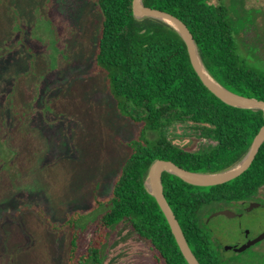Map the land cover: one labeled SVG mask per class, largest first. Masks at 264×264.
<instances>
[{
	"label": "rangeland",
	"instance_id": "obj_1",
	"mask_svg": "<svg viewBox=\"0 0 264 264\" xmlns=\"http://www.w3.org/2000/svg\"><path fill=\"white\" fill-rule=\"evenodd\" d=\"M222 1L235 21L240 52L264 73V0H212ZM100 29L93 0H0V112L12 117L9 148L18 145L15 161L0 170V222L7 219L0 227V264H70L71 236L78 246L71 264L93 234L113 248L116 233L93 212L111 197L133 147L157 134L117 109L107 73L97 65ZM10 95L8 110L3 102ZM17 95L34 102L32 115L22 109V120L13 113L21 111ZM187 132L179 125L167 135L194 149V134ZM260 203L237 218L210 219L217 207L204 211L227 264H264V240L242 253L224 250L264 233V199ZM225 206L236 213L243 208Z\"/></svg>",
	"mask_w": 264,
	"mask_h": 264
},
{
	"label": "trees",
	"instance_id": "obj_2",
	"mask_svg": "<svg viewBox=\"0 0 264 264\" xmlns=\"http://www.w3.org/2000/svg\"><path fill=\"white\" fill-rule=\"evenodd\" d=\"M93 2L101 14L97 65L107 73L117 109L145 124L144 131L157 134L154 140L145 139L144 146L133 147L111 197L97 202L93 213L100 212V222L108 229L120 223L132 225L167 264H189L157 199L146 188L150 166L165 160L193 173L227 171L247 155L264 126V111L234 107L213 94L196 73L179 32L157 19L136 18L133 0ZM143 4L187 26L205 68L225 89L264 100V73L251 67L240 52L235 21L223 1L143 0ZM179 125L206 142L193 152L175 144L167 132ZM162 183L199 263L227 264L206 226L204 211L225 205L243 207L256 199L264 186V143L250 168L230 182L203 187L164 172Z\"/></svg>",
	"mask_w": 264,
	"mask_h": 264
},
{
	"label": "water",
	"instance_id": "obj_3",
	"mask_svg": "<svg viewBox=\"0 0 264 264\" xmlns=\"http://www.w3.org/2000/svg\"><path fill=\"white\" fill-rule=\"evenodd\" d=\"M133 11H134L135 17L138 19H143V18L157 19V20H160L166 24L171 25L173 28H175L179 32V34L182 36V38L186 42V45L188 47V51L190 54L191 62L193 64V67H194L196 73L201 78V80L205 84V86H207V88L213 94H215L219 99H221L225 103L232 105L234 107L245 108V109L263 110L264 111V100H258L255 98H248V97L236 95V94L228 91L227 89H225L221 85L229 93V96H227V95L221 94L219 91H217L215 89V87H213L211 85V83L206 78L203 70L199 66V64H198V62L194 56V52L192 49V43H191V41H192L195 44L193 36H192L191 32L189 31V29L187 28V26L181 20H179L177 17H175V16H173L167 12L146 7L143 4V0H133ZM168 21L173 22V23L177 24L178 26H180L181 29L184 31V33H182L178 28H176L173 24H171ZM194 142L195 143L206 142V140L205 139H201V140L195 139ZM263 143H264V126L261 128L260 132L257 134L256 138L254 139L253 144L251 145V148L249 149L247 155L238 164H236L234 167H232L231 169H229L227 171L220 172V173H209V174L193 173V172L187 171V170L177 166L172 161H165V160H155L152 163V165L150 166V169H149L148 175H147V179H146V188L149 191V193L157 199V201H158V203H159V205H160V207H161V209H162V211H163V213H164V215H165V217H166V219H167V221L171 227L172 233L174 234L176 241H177L182 253L184 254L185 258L189 262V264H200V263H199L198 259L196 258V256L194 255V253L192 252L189 244L187 243V241L184 237V234H183V232H182V230L178 224V221L176 220L174 213H173L170 205L168 204V202L165 198L164 188H163V183H162V174L164 172L172 173V174L182 178L183 180H185L186 182H188L190 184L203 186V187H210V186H216V185L224 184V183L230 182V181L236 179L237 177L241 176L243 173H245L250 168V166L252 165L253 161L255 160V158H256L259 150H260V147L262 146ZM159 168L163 169V171L161 173H159ZM229 171H234V172L230 176H227L226 178H223L220 180H211V181L195 180V182H192L189 180L192 178L194 179V177L196 179V176H198V175H212L213 176V175L227 173ZM148 182H150V185L153 189L158 190L157 193H154L152 190H150V188L147 185ZM260 206H261V204H259L257 202H252L245 209V212H250V211H252V210H254ZM242 215L243 214H238V213L234 212L233 210L223 209V210H220V211L214 213L210 217V219L217 217V216H225L227 218H237V217H241ZM176 224L179 226V228L182 232L183 239L180 238V236L177 232V229L175 226ZM247 234H248V232H247ZM262 240H264V233H262L257 238L250 240L241 246H232V247L231 246H225L224 250L225 251L234 250L238 253H242V252L246 251L247 249H249L250 247L261 242Z\"/></svg>",
	"mask_w": 264,
	"mask_h": 264
},
{
	"label": "flooded vegetation",
	"instance_id": "obj_4",
	"mask_svg": "<svg viewBox=\"0 0 264 264\" xmlns=\"http://www.w3.org/2000/svg\"><path fill=\"white\" fill-rule=\"evenodd\" d=\"M14 100L15 103L18 104L21 109V111L17 110V112H13L16 115L15 118H17L18 120H22L24 118V116L22 117L21 113H22V109L24 110L25 107L27 108V112L30 115L33 114V110L31 108L34 105L33 101L30 100L25 101V98L23 100L18 95ZM9 101H11V95L6 96L5 101L3 102V106L5 105V107L8 110H11L13 107L11 104L9 105ZM11 102L13 103V101ZM1 111L5 112L4 108L2 110L1 107ZM2 114L3 113L0 112V125H1L0 126V157H2L0 160V163H2L0 165V170H2L3 167L5 168V166H7L8 163L11 164L15 161L16 150L18 148V145H15L14 148L12 149L9 148L12 145L9 142L11 134L9 135L8 128H10L9 125L13 124L10 121V118L12 117L10 116V114H8L6 117H3ZM21 127H23V125ZM18 131H20V126L18 128ZM17 133L19 134V132L16 131V134ZM192 139H193L192 141L194 142L195 139L201 140L202 138H198L194 135L192 136ZM203 143L205 142L197 143L194 149H189L186 147L183 148L193 152L197 150L200 147V145ZM261 191H264V186L260 188L259 193H261ZM263 199L264 197L257 196L255 200L250 201L248 203H243L242 212H238V214H243L245 209L252 202H257L263 205L262 203H260V200ZM5 222H7V219L3 218L2 222H0V227L4 226ZM122 224L125 223H120L118 225H115V227L111 229V231L116 233L114 236L113 248L107 249V245L105 244L106 241L100 240L98 238L99 235L93 234L92 238L88 240L87 246L85 248V252L80 257H78V261L76 262V264H167L165 257L156 249L155 245L148 238L141 235V233L138 230H136L132 225H129L130 227L128 229L121 228V230L118 231L117 229ZM94 236L95 238H93ZM76 238H77L76 236L70 237V242L68 247L69 253L67 252L68 254L66 258V261H68L70 264L72 261L75 260L74 254H76L75 250H77L78 247L76 243L77 242ZM106 249L108 252L106 258H104V253H106Z\"/></svg>",
	"mask_w": 264,
	"mask_h": 264
},
{
	"label": "bare ground",
	"instance_id": "obj_5",
	"mask_svg": "<svg viewBox=\"0 0 264 264\" xmlns=\"http://www.w3.org/2000/svg\"><path fill=\"white\" fill-rule=\"evenodd\" d=\"M170 22V21H168ZM171 24H173L176 28H178L182 33H184V31L181 29L180 26H178L177 24L173 23V22H170ZM192 49H193V52H194V56L199 64V66L201 67V69L203 70L206 78L209 80V82L211 83V85L213 87H215V89L217 91H219L221 94H224V95H227L229 96V93L214 79L212 78V76L209 74V72L207 71V69L205 68L204 64L202 63L200 57H199V54H198V51H197V48H196V45L194 44V42H192ZM163 171L162 168H159V173H161ZM234 171H229L227 173H223V174H218V175H198L196 176V179L194 177V179H189L190 181L192 182H195V180H205V181H211V180H220V179H223V178H226L227 176H230ZM148 187L150 188V190H152L154 193H157V189H153L150 185V182L147 183ZM176 229H177V232L180 236L181 239H183V236H182V232L179 228V226L176 224Z\"/></svg>",
	"mask_w": 264,
	"mask_h": 264
}]
</instances>
